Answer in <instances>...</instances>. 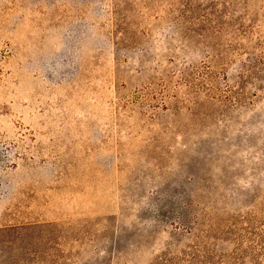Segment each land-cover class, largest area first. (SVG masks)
Returning a JSON list of instances; mask_svg holds the SVG:
<instances>
[{"label":"rangeland","instance_id":"374dc122","mask_svg":"<svg viewBox=\"0 0 264 264\" xmlns=\"http://www.w3.org/2000/svg\"><path fill=\"white\" fill-rule=\"evenodd\" d=\"M34 222L57 264H264V0H0V227Z\"/></svg>","mask_w":264,"mask_h":264},{"label":"trees","instance_id":"16d2710c","mask_svg":"<svg viewBox=\"0 0 264 264\" xmlns=\"http://www.w3.org/2000/svg\"><path fill=\"white\" fill-rule=\"evenodd\" d=\"M42 224L0 227V264H57L66 257L62 246L68 236L60 231V227L45 230ZM43 232L44 238L41 236ZM241 254L237 253V257L240 258Z\"/></svg>","mask_w":264,"mask_h":264}]
</instances>
